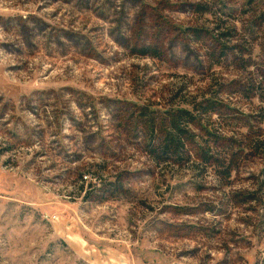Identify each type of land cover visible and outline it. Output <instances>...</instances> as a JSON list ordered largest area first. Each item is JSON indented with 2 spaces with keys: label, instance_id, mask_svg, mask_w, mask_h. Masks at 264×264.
<instances>
[{
  "label": "rangeland",
  "instance_id": "374dc122",
  "mask_svg": "<svg viewBox=\"0 0 264 264\" xmlns=\"http://www.w3.org/2000/svg\"><path fill=\"white\" fill-rule=\"evenodd\" d=\"M247 1L0 0V264H264V0ZM182 109L185 152L155 161L145 111L163 135ZM231 139L261 148L221 181Z\"/></svg>",
  "mask_w": 264,
  "mask_h": 264
},
{
  "label": "trees",
  "instance_id": "16d2710c",
  "mask_svg": "<svg viewBox=\"0 0 264 264\" xmlns=\"http://www.w3.org/2000/svg\"><path fill=\"white\" fill-rule=\"evenodd\" d=\"M253 0H248L247 5H250ZM206 9V8H205ZM195 35L198 36V33H195ZM217 43L220 44L219 40H217ZM225 48V47H224ZM153 55L155 54V51L149 52ZM264 83L260 82V85L263 86ZM254 84L249 85L248 91H253ZM207 103V106L204 107V104H198L196 108L199 106L201 107V110L204 115H208V111H211L213 114L217 109L218 104L211 100L205 101ZM204 103V102H203ZM195 108V110H196ZM148 114L145 111V115L143 119H145V125L147 126L148 134H147V154L150 158L159 161H175L176 158H179L183 155L185 152L187 142L192 137V133L190 131H186L182 128L183 124H193L196 120V117L193 116V111L182 109L175 111L173 115L170 117V120L168 122V127L164 126V134L162 135L159 127H158V117L154 118V115L156 114L155 111L150 110ZM201 111H199V114ZM210 137H214L215 135L209 131ZM219 141H221V138H219ZM213 143L212 140L209 141L208 145L210 143ZM215 143H218V141L214 140ZM261 143L254 141L250 142L249 144H246L243 142L241 145H238V142L233 141L231 139L229 149H227L226 157L222 160H215V166H217L219 169V172H217V175H219L221 181H229L232 178V174L236 171V169L239 167V164L237 162L238 155L243 149H250L252 150H258L261 147ZM205 155V162H211L213 159L210 155V152H204ZM83 182V180H81ZM92 185V184H91Z\"/></svg>",
  "mask_w": 264,
  "mask_h": 264
}]
</instances>
